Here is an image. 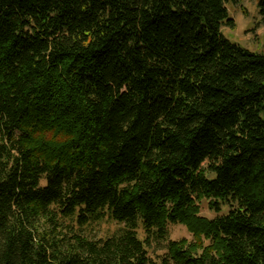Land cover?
Segmentation results:
<instances>
[{
    "label": "trees",
    "instance_id": "obj_1",
    "mask_svg": "<svg viewBox=\"0 0 264 264\" xmlns=\"http://www.w3.org/2000/svg\"><path fill=\"white\" fill-rule=\"evenodd\" d=\"M240 1L0 0V264H264V55L220 34Z\"/></svg>",
    "mask_w": 264,
    "mask_h": 264
},
{
    "label": "rangeland",
    "instance_id": "obj_2",
    "mask_svg": "<svg viewBox=\"0 0 264 264\" xmlns=\"http://www.w3.org/2000/svg\"><path fill=\"white\" fill-rule=\"evenodd\" d=\"M228 17L233 21L232 26H224L220 29L221 36L230 44L239 46L249 52L264 55V24L260 21L258 6L255 1L242 0L238 4L226 3ZM199 214L205 218H211L214 213L208 208L206 201L199 204ZM116 225L102 221L96 226L98 236L112 232ZM172 240L185 238L191 239V235L183 225H173L169 230Z\"/></svg>",
    "mask_w": 264,
    "mask_h": 264
}]
</instances>
